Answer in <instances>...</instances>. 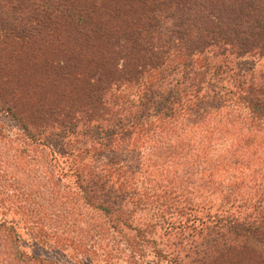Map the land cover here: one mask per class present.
Segmentation results:
<instances>
[{
    "label": "trees",
    "instance_id": "16d2710c",
    "mask_svg": "<svg viewBox=\"0 0 264 264\" xmlns=\"http://www.w3.org/2000/svg\"><path fill=\"white\" fill-rule=\"evenodd\" d=\"M6 41L89 104L0 106V264H264V0H0Z\"/></svg>",
    "mask_w": 264,
    "mask_h": 264
},
{
    "label": "rangeland",
    "instance_id": "374dc122",
    "mask_svg": "<svg viewBox=\"0 0 264 264\" xmlns=\"http://www.w3.org/2000/svg\"><path fill=\"white\" fill-rule=\"evenodd\" d=\"M5 43L0 49V106L9 103L21 107L25 104L31 106L30 104L34 103L46 109L58 108L62 111L66 109V112L70 111L75 118L81 115L79 112L89 104L88 87H86L88 80L85 78L88 73L86 70L80 69L76 73L71 71V81L61 78L60 72L54 77L50 74V72L54 71L53 68L59 61L62 63L69 59L67 57L71 56L70 53L65 57L59 56L57 54L59 47L57 46L46 47L47 50H45V47L40 48L38 45L29 48L23 41L13 44L8 41ZM66 49V47L61 48L62 52H65ZM87 61L88 59L84 58L81 63ZM249 61H254L258 69L264 66V63L255 62L252 58ZM45 63L51 66L49 72H47L48 68L47 66L45 67ZM65 64L67 65V62ZM71 64H73V61L69 60V65ZM68 66L66 68L63 67L64 72L68 70ZM85 66L86 63H84ZM48 73L51 80L48 77ZM26 93L30 95L28 98L25 97ZM28 118L36 127H45L51 124L52 126L45 128L48 129V133H57V128L54 126H58L59 122L62 121V116L42 117L34 115L28 116ZM0 124L8 130H17L15 122L4 113H0ZM51 127L54 129H51ZM55 139L58 140V138ZM217 144L218 149L222 151L231 144V141L223 140ZM161 234L163 233L161 232ZM24 246L31 254L49 258L63 264H99L86 260L73 261L67 253L46 248L30 236L26 237ZM185 252L187 253L188 249ZM189 254H192V252H189ZM146 264L166 263H161L157 258L151 256Z\"/></svg>",
    "mask_w": 264,
    "mask_h": 264
}]
</instances>
